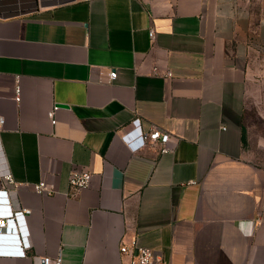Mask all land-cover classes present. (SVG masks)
<instances>
[{
    "label": "crops",
    "instance_id": "crops-1",
    "mask_svg": "<svg viewBox=\"0 0 264 264\" xmlns=\"http://www.w3.org/2000/svg\"><path fill=\"white\" fill-rule=\"evenodd\" d=\"M256 109L264 0H0V169L22 183L0 177V216L18 212L0 264H128L132 241L167 264H264ZM135 118L174 150L133 151ZM42 179L57 192H34Z\"/></svg>",
    "mask_w": 264,
    "mask_h": 264
},
{
    "label": "built area",
    "instance_id": "built-area-1",
    "mask_svg": "<svg viewBox=\"0 0 264 264\" xmlns=\"http://www.w3.org/2000/svg\"><path fill=\"white\" fill-rule=\"evenodd\" d=\"M148 35L150 39H154L155 30L151 28L148 31ZM169 75V74H167ZM116 78V72L111 71L109 73V79L114 80ZM15 100H20V87L18 77L15 79ZM57 106L54 105L52 109L48 112V117L52 124L55 123L54 112ZM3 123V120L0 118V125ZM130 129L126 131L122 137H125L133 151H137L144 146H152L157 147L160 153H169L174 150L175 142L172 140L171 135L158 128L157 126H151L147 131H143L140 127L139 118H135L129 124ZM132 135H135L137 139V144L132 145L129 142V139ZM0 177L5 180L7 183L12 185V190L17 192L18 188L22 186V183L15 182L7 169H0ZM93 174L87 170L86 168L73 167L70 170V174L68 177L69 186L75 190H82L90 186L92 181ZM31 189L42 195H51L55 194L56 189L49 184L46 180L42 179L38 182L31 183ZM3 190H7L4 186L1 187ZM22 211L25 214H29L30 210L27 208H23ZM18 214V212H14L10 214V216H0V229L6 228L8 226V222ZM119 251L122 255H125L129 258L128 264H167L166 260L163 257L162 252L158 250H154L148 247L137 246L134 241L131 242V245L121 244ZM40 264H62L61 256L58 255L54 258L49 256H44L41 258Z\"/></svg>",
    "mask_w": 264,
    "mask_h": 264
},
{
    "label": "rangeland",
    "instance_id": "rangeland-1",
    "mask_svg": "<svg viewBox=\"0 0 264 264\" xmlns=\"http://www.w3.org/2000/svg\"><path fill=\"white\" fill-rule=\"evenodd\" d=\"M258 111H260L259 109H256L255 110V114H254V129H256L257 128V131L258 132H256V133H262V134H264V113H262V111H261V113H258ZM253 129V130H254Z\"/></svg>",
    "mask_w": 264,
    "mask_h": 264
}]
</instances>
